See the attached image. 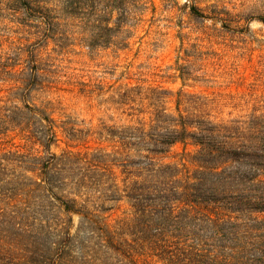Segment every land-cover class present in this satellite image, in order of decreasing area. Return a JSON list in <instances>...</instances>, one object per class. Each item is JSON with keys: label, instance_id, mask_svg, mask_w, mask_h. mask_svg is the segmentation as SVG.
Listing matches in <instances>:
<instances>
[{"label": "trees", "instance_id": "16d2710c", "mask_svg": "<svg viewBox=\"0 0 264 264\" xmlns=\"http://www.w3.org/2000/svg\"><path fill=\"white\" fill-rule=\"evenodd\" d=\"M46 4L0 9L45 11L50 30ZM87 14L111 28L110 5ZM21 50L0 53V264H264V97L78 80L98 115L55 118L60 100L33 101L53 71Z\"/></svg>", "mask_w": 264, "mask_h": 264}, {"label": "rangeland", "instance_id": "374dc122", "mask_svg": "<svg viewBox=\"0 0 264 264\" xmlns=\"http://www.w3.org/2000/svg\"><path fill=\"white\" fill-rule=\"evenodd\" d=\"M69 1L47 0L48 7L57 9L50 30L41 22L45 11L37 16L28 9H0V53L20 47L26 59V49L32 48L40 67L53 71L55 87L37 92L33 101L60 100L55 118L62 113L77 119L98 115L71 91L78 80H143L171 89L264 97V76L258 79L256 72L264 70V0H81L85 14L58 9ZM107 4L113 9L110 29L106 20L95 22L87 14ZM121 7L130 11L123 19L125 33L118 29ZM124 35L128 43L121 46ZM178 65L191 72L190 78L176 76Z\"/></svg>", "mask_w": 264, "mask_h": 264}]
</instances>
